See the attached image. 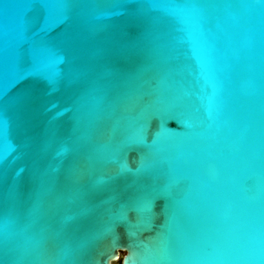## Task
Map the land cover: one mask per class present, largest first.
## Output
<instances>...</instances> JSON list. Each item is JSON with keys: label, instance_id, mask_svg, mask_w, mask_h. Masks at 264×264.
Masks as SVG:
<instances>
[{"label": "water", "instance_id": "95a60500", "mask_svg": "<svg viewBox=\"0 0 264 264\" xmlns=\"http://www.w3.org/2000/svg\"><path fill=\"white\" fill-rule=\"evenodd\" d=\"M133 251L264 261V0H0V264Z\"/></svg>", "mask_w": 264, "mask_h": 264}, {"label": "snow or ice", "instance_id": "6c2138e0", "mask_svg": "<svg viewBox=\"0 0 264 264\" xmlns=\"http://www.w3.org/2000/svg\"><path fill=\"white\" fill-rule=\"evenodd\" d=\"M111 2V0H110ZM168 8V10L172 13V14H176V15H183L186 13L187 9L186 8H182L179 6H166ZM211 102H210V107H209V113H211ZM57 129L53 128L51 130V138L54 139L57 135ZM144 131L143 126L141 127V129L138 131L137 133V137H136V141L138 143H143V139L140 136V132ZM121 167L126 170V171H133L131 168H128L126 164H122ZM136 171H139V169H137ZM137 256L138 253L136 251H133L131 253V256L129 258V264H137ZM262 264H264V261H262Z\"/></svg>", "mask_w": 264, "mask_h": 264}, {"label": "rangeland", "instance_id": "374dc122", "mask_svg": "<svg viewBox=\"0 0 264 264\" xmlns=\"http://www.w3.org/2000/svg\"><path fill=\"white\" fill-rule=\"evenodd\" d=\"M125 252H122L121 253V256L124 254ZM115 264H121V259H118L116 262H115Z\"/></svg>", "mask_w": 264, "mask_h": 264}]
</instances>
